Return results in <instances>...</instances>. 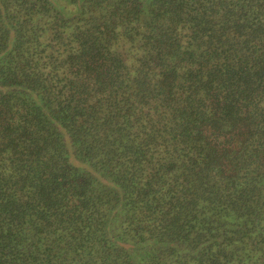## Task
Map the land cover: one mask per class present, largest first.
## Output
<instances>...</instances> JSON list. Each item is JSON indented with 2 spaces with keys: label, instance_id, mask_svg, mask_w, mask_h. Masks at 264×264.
<instances>
[{
  "label": "trees",
  "instance_id": "trees-1",
  "mask_svg": "<svg viewBox=\"0 0 264 264\" xmlns=\"http://www.w3.org/2000/svg\"><path fill=\"white\" fill-rule=\"evenodd\" d=\"M0 264H264V0H0Z\"/></svg>",
  "mask_w": 264,
  "mask_h": 264
}]
</instances>
